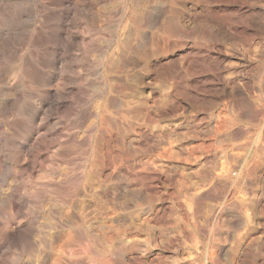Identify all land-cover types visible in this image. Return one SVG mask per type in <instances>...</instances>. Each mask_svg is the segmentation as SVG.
Segmentation results:
<instances>
[{
    "label": "clouds",
    "instance_id": "1",
    "mask_svg": "<svg viewBox=\"0 0 264 264\" xmlns=\"http://www.w3.org/2000/svg\"><path fill=\"white\" fill-rule=\"evenodd\" d=\"M0 264H264V0H0Z\"/></svg>",
    "mask_w": 264,
    "mask_h": 264
}]
</instances>
